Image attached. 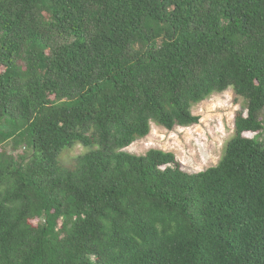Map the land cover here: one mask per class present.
Here are the masks:
<instances>
[{"label":"trees","instance_id":"obj_1","mask_svg":"<svg viewBox=\"0 0 264 264\" xmlns=\"http://www.w3.org/2000/svg\"><path fill=\"white\" fill-rule=\"evenodd\" d=\"M229 90L215 166L125 151ZM0 264H264V0H0Z\"/></svg>","mask_w":264,"mask_h":264},{"label":"rangeland","instance_id":"obj_2","mask_svg":"<svg viewBox=\"0 0 264 264\" xmlns=\"http://www.w3.org/2000/svg\"><path fill=\"white\" fill-rule=\"evenodd\" d=\"M241 109L242 100L231 90L214 94L192 108L193 115L198 117L197 125L167 131L151 124L149 135L125 151L140 156L152 149L170 152L185 172H202L219 162L226 142L234 133L233 117ZM245 136L252 137V134ZM81 152V148L74 147L63 159V164L71 165L72 159Z\"/></svg>","mask_w":264,"mask_h":264}]
</instances>
